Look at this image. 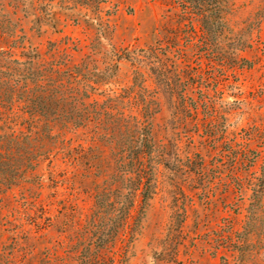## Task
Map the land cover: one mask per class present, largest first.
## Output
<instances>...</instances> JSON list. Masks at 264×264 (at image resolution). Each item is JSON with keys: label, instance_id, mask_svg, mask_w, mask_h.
<instances>
[{"label": "rangeland", "instance_id": "rangeland-1", "mask_svg": "<svg viewBox=\"0 0 264 264\" xmlns=\"http://www.w3.org/2000/svg\"><path fill=\"white\" fill-rule=\"evenodd\" d=\"M192 2L0 0L1 46L85 63L89 102L113 109L99 127L152 131L153 194L135 237L106 252L114 264H264V225L241 233L264 176V0ZM10 117L24 126L22 109ZM93 128L0 189V264H80L71 247L115 158ZM242 148L259 152L249 173L231 162Z\"/></svg>", "mask_w": 264, "mask_h": 264}, {"label": "trees", "instance_id": "trees-1", "mask_svg": "<svg viewBox=\"0 0 264 264\" xmlns=\"http://www.w3.org/2000/svg\"><path fill=\"white\" fill-rule=\"evenodd\" d=\"M192 1L186 3L191 5ZM15 49L12 44L8 48L0 45V189L20 185L43 159L56 156L62 145L70 144L73 137L69 134L93 124L92 143L95 145L103 134L115 158L112 170L102 169L91 212L78 229L71 252L78 254L80 264H114V256L106 260V252L115 249L124 237H135L153 194L157 149L152 131L142 128L140 121L133 127H99L113 109L89 102L91 95L84 90L91 87V81L82 80L83 70L88 68L85 63L46 62L38 53L27 56L21 51L17 55ZM141 100V114L153 118L156 112L150 102ZM16 108L23 111V127L10 117ZM247 148L240 149L241 154L232 149L230 158L232 165L244 163L249 173L259 152L250 156ZM96 168L102 167L98 164ZM249 184L252 193L241 232L244 236L264 225V176H252Z\"/></svg>", "mask_w": 264, "mask_h": 264}]
</instances>
